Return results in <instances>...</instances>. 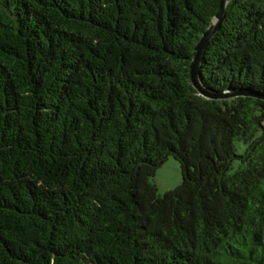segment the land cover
I'll return each instance as SVG.
<instances>
[{"label":"trees","instance_id":"obj_1","mask_svg":"<svg viewBox=\"0 0 264 264\" xmlns=\"http://www.w3.org/2000/svg\"><path fill=\"white\" fill-rule=\"evenodd\" d=\"M219 2L0 0V264H264V99L190 80ZM200 77L264 94V0L228 2Z\"/></svg>","mask_w":264,"mask_h":264},{"label":"water","instance_id":"obj_2","mask_svg":"<svg viewBox=\"0 0 264 264\" xmlns=\"http://www.w3.org/2000/svg\"><path fill=\"white\" fill-rule=\"evenodd\" d=\"M229 1L230 0H220L217 13L215 14L213 20L208 25V27L200 35L198 41L194 46V55L189 66L191 84L194 87V89L197 91L198 95L207 99H225V98H233L237 96H251L255 98L264 99V94L254 92L247 88H237V89H231L225 91H213L206 88L201 82V77H200L201 60L203 58L204 52L209 44L210 39L212 38L214 33L218 30L223 20L225 8Z\"/></svg>","mask_w":264,"mask_h":264},{"label":"rangeland","instance_id":"obj_3","mask_svg":"<svg viewBox=\"0 0 264 264\" xmlns=\"http://www.w3.org/2000/svg\"><path fill=\"white\" fill-rule=\"evenodd\" d=\"M263 130L264 122L262 128H259L257 133L261 134ZM244 149L245 145L243 142L236 143V150L238 153L243 152ZM236 165L237 162L234 163V167ZM150 180L155 184L159 195H163L165 192L176 188L182 181L179 162L173 156H168L166 161L155 170V173Z\"/></svg>","mask_w":264,"mask_h":264}]
</instances>
